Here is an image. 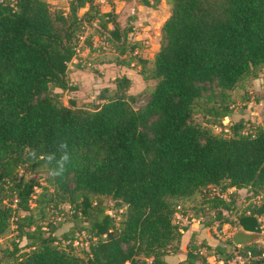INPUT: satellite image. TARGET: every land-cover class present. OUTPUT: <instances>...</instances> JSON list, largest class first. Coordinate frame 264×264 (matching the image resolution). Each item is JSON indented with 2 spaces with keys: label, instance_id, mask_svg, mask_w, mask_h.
<instances>
[{
  "label": "trees",
  "instance_id": "obj_1",
  "mask_svg": "<svg viewBox=\"0 0 264 264\" xmlns=\"http://www.w3.org/2000/svg\"><path fill=\"white\" fill-rule=\"evenodd\" d=\"M168 3L152 60L156 83L145 104L133 108L131 81L120 76L99 89L88 109L72 101L64 107L49 87L74 91L67 64L86 28L122 52L130 29L120 30L94 0H69L67 14L43 0H0V237L11 225L16 236L0 264H194L199 249L229 257L210 235L215 223L227 226L220 211L196 229L172 219L180 204L218 186L264 198V128L241 134L238 122L229 137H218L193 121L201 115L204 124L219 127L227 107L198 101L214 91L223 98L241 78L264 70V0ZM81 43L89 46L88 38ZM39 168L50 174L59 213L73 206L70 226L59 235L61 224L43 225L32 214L40 186L19 173ZM104 199L115 214L124 209L117 227ZM247 212L236 226L258 232L264 205ZM80 234L90 240L85 257L73 254Z\"/></svg>",
  "mask_w": 264,
  "mask_h": 264
},
{
  "label": "rangeland",
  "instance_id": "obj_2",
  "mask_svg": "<svg viewBox=\"0 0 264 264\" xmlns=\"http://www.w3.org/2000/svg\"><path fill=\"white\" fill-rule=\"evenodd\" d=\"M43 1L49 5L51 11L61 10L64 14L68 13L69 0ZM143 1L147 2V6L142 5ZM94 4L101 13L111 12L113 20L120 30L130 29L123 39V52L121 51L122 48L116 49L105 41L104 35L94 32L91 28H86L80 38L78 52L67 64V72L75 74L74 79L69 81V86L74 88V91H59L50 86L49 92H55L64 107H67L72 101L77 107L90 109L95 105L94 99L100 88L111 84L116 77L128 76L127 78L131 81L128 93L134 98L133 108L139 109L145 104L148 94L156 83V80L151 78L152 60L161 43L160 28L169 16L170 5L168 0H94ZM85 11L86 8L78 10L76 16L80 17ZM83 38H88L89 46L82 45ZM253 73L256 74L255 77L252 75ZM263 74V68L259 67L241 78L236 87L232 91L226 92L223 98L218 95L217 91H214V95L205 96L198 101L201 106L227 107L228 113L221 119L219 127L204 124L205 119L201 115L194 116L193 121L209 129L218 137H229L230 128L238 122H241V134H249L257 129H263ZM22 171H24L25 178L36 180L40 186L35 190V196L30 205L34 217L37 220L41 219L40 223L43 225L57 226V224H61V227L56 231L57 235L66 231L70 226L67 219L73 212V206L63 205L62 213H59L60 206L54 207L55 193L50 185L48 171L45 168L31 172L20 169L19 173L21 174ZM215 191L224 196L222 204L217 203L215 198L217 196L209 195L210 192L204 198L202 197L203 193L196 194L191 200L179 205L172 222L179 226L186 225L188 228L196 229L198 221L202 222L206 215L220 211L227 220V226L218 228V224L215 223L210 229V235L218 240L217 245L225 246V256H230L235 252L231 244V237L238 228L235 219L238 215L256 208L259 205V199L251 196L245 190L223 192L221 186H218ZM104 202L108 209L107 213L113 218L117 227L120 221L119 214L123 213L124 209H119L115 214L116 208L113 206V202L108 199H104ZM213 229H215L217 237L212 235ZM205 234L206 239L211 240L209 233ZM15 241L14 226L11 225L7 232L0 237V259L2 258V250L10 249V242ZM193 242L198 243L197 240ZM89 243L90 240L86 235H77L73 254L85 257ZM186 245L183 242L182 253ZM253 246L262 247L261 244ZM138 260L141 261L142 258Z\"/></svg>",
  "mask_w": 264,
  "mask_h": 264
},
{
  "label": "built area",
  "instance_id": "obj_3",
  "mask_svg": "<svg viewBox=\"0 0 264 264\" xmlns=\"http://www.w3.org/2000/svg\"><path fill=\"white\" fill-rule=\"evenodd\" d=\"M209 195H215L221 199H224V196L222 194H218L213 188L210 190ZM257 198L259 199V205H264V198ZM245 214L248 215L249 213L246 212ZM256 223L258 232L264 234V212L256 216ZM212 235L217 237L215 229H213ZM197 256L201 258V260L196 261L194 264H264V246H262V249L257 252L247 250L242 253H232L227 258L217 257L212 254L207 255L203 249H199L197 251Z\"/></svg>",
  "mask_w": 264,
  "mask_h": 264
},
{
  "label": "water",
  "instance_id": "obj_4",
  "mask_svg": "<svg viewBox=\"0 0 264 264\" xmlns=\"http://www.w3.org/2000/svg\"><path fill=\"white\" fill-rule=\"evenodd\" d=\"M231 244L237 249L256 244L264 246V234L259 232H248L238 227L231 237Z\"/></svg>",
  "mask_w": 264,
  "mask_h": 264
},
{
  "label": "crops",
  "instance_id": "obj_5",
  "mask_svg": "<svg viewBox=\"0 0 264 264\" xmlns=\"http://www.w3.org/2000/svg\"><path fill=\"white\" fill-rule=\"evenodd\" d=\"M71 63H74V62H71ZM77 66H78V65H77ZM77 66H76V67H77ZM66 74H67L68 82H69V81H72V78L74 77L75 74H74V73L70 74V73H68V72H67ZM127 77H128V76H127ZM73 79H74V78H73ZM68 85H69V83H68ZM110 86H111V84H109V85H107V86H105V87H110Z\"/></svg>",
  "mask_w": 264,
  "mask_h": 264
}]
</instances>
